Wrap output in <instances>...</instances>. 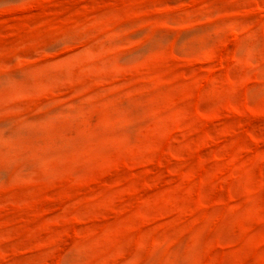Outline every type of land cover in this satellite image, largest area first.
Returning a JSON list of instances; mask_svg holds the SVG:
<instances>
[{"label":"rangeland","instance_id":"rangeland-1","mask_svg":"<svg viewBox=\"0 0 264 264\" xmlns=\"http://www.w3.org/2000/svg\"><path fill=\"white\" fill-rule=\"evenodd\" d=\"M0 264H264V0H0Z\"/></svg>","mask_w":264,"mask_h":264}]
</instances>
